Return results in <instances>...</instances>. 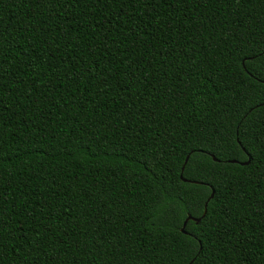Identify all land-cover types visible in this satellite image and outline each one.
Wrapping results in <instances>:
<instances>
[{
	"label": "trees",
	"instance_id": "trees-1",
	"mask_svg": "<svg viewBox=\"0 0 264 264\" xmlns=\"http://www.w3.org/2000/svg\"><path fill=\"white\" fill-rule=\"evenodd\" d=\"M262 51L264 0H0V264H264Z\"/></svg>",
	"mask_w": 264,
	"mask_h": 264
},
{
	"label": "snow or ice",
	"instance_id": "snow-or-ice-1",
	"mask_svg": "<svg viewBox=\"0 0 264 264\" xmlns=\"http://www.w3.org/2000/svg\"><path fill=\"white\" fill-rule=\"evenodd\" d=\"M237 51H242V49H237ZM261 57H264V51L260 52L256 57L255 60L259 61V63L257 62H253L252 65L249 66H245V71L248 77H250L252 80H256L258 81V83L260 84H264V60H261ZM239 58V57H238ZM237 83L243 84L244 80L243 79H239L236 81ZM258 123L260 125V127L253 132L251 129L249 130V132L247 133L248 137H251V143H249L248 147H253V145H259L262 148H264V120H259L254 122V125ZM200 135H198L196 137L197 142H201L205 139H210L212 137H215L216 139H218L220 141L219 144V148L218 150L221 151L222 153L224 152H228L229 154L232 153V145L230 143V137L227 135V130H225V134L222 135L219 129H215L212 132H206V130L204 128H201L199 130ZM179 143H183V141H179ZM212 147H217L215 141L212 142ZM241 148L244 149L245 152H247V148L244 147L243 144H241ZM174 154V153H173ZM189 159H191V156H189ZM196 167H200L201 166V161H194L193 162ZM203 170H207L206 168ZM213 174H218L216 169H213ZM225 179H227V176L225 175ZM213 195H214V190H213ZM205 249L203 247H201L200 249H198L196 251V254L192 256L191 261L189 262V264H205V260H201L200 259V252H203Z\"/></svg>",
	"mask_w": 264,
	"mask_h": 264
},
{
	"label": "water",
	"instance_id": "water-1",
	"mask_svg": "<svg viewBox=\"0 0 264 264\" xmlns=\"http://www.w3.org/2000/svg\"><path fill=\"white\" fill-rule=\"evenodd\" d=\"M209 156H210V158H211L213 161H217L212 155H209ZM187 158H188V155H186V156L184 157L183 164L186 162ZM226 162H228V163H232V164L244 165V164H247L248 161L238 163V162H236V161H234V160H227ZM182 169H183V165H182V167L180 168V171H182ZM179 177H180V179H181L183 182H192V183H196V182H194V181H188V180H185V179H183L181 176H179ZM211 197H212V192L209 194L207 200H209ZM207 200H206V201L204 202V204H203V211H202V214L200 215L199 218H192V217H190L189 215H187V216L185 217V219H184L183 222H182L181 228H180V231H181V232H183V228H184V225H185V223H186L187 220H191V221H193L194 223H197V222L199 221V219L203 217V215H204V213H205V206H206V202H207Z\"/></svg>",
	"mask_w": 264,
	"mask_h": 264
}]
</instances>
